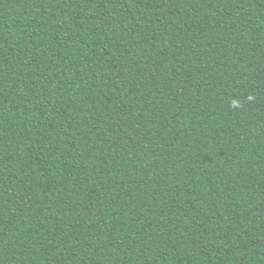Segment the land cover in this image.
Instances as JSON below:
<instances>
[{
	"label": "trees",
	"instance_id": "16d2710c",
	"mask_svg": "<svg viewBox=\"0 0 264 264\" xmlns=\"http://www.w3.org/2000/svg\"><path fill=\"white\" fill-rule=\"evenodd\" d=\"M0 264H264V0H0Z\"/></svg>",
	"mask_w": 264,
	"mask_h": 264
}]
</instances>
